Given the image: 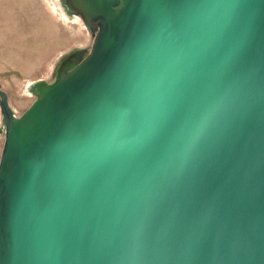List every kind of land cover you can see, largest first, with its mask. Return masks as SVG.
Returning <instances> with one entry per match:
<instances>
[{"label":"water","instance_id":"95a60500","mask_svg":"<svg viewBox=\"0 0 264 264\" xmlns=\"http://www.w3.org/2000/svg\"><path fill=\"white\" fill-rule=\"evenodd\" d=\"M69 4L90 52L0 89V264H264V0Z\"/></svg>","mask_w":264,"mask_h":264},{"label":"rangeland","instance_id":"374dc122","mask_svg":"<svg viewBox=\"0 0 264 264\" xmlns=\"http://www.w3.org/2000/svg\"><path fill=\"white\" fill-rule=\"evenodd\" d=\"M96 34L69 0H0V89L17 118L37 100V86L56 81L63 59L90 52ZM4 143L0 108V159Z\"/></svg>","mask_w":264,"mask_h":264},{"label":"bare ground","instance_id":"6f19581e","mask_svg":"<svg viewBox=\"0 0 264 264\" xmlns=\"http://www.w3.org/2000/svg\"><path fill=\"white\" fill-rule=\"evenodd\" d=\"M61 6V5H60ZM61 8L63 9V6H61ZM63 11H64V9H63ZM65 12V11H64Z\"/></svg>","mask_w":264,"mask_h":264}]
</instances>
